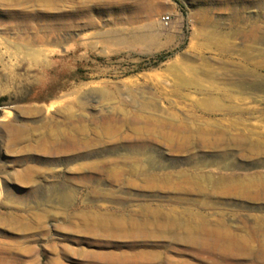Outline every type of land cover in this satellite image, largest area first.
<instances>
[{
    "label": "rangeland",
    "instance_id": "rangeland-1",
    "mask_svg": "<svg viewBox=\"0 0 264 264\" xmlns=\"http://www.w3.org/2000/svg\"><path fill=\"white\" fill-rule=\"evenodd\" d=\"M5 1L0 264H264V0Z\"/></svg>",
    "mask_w": 264,
    "mask_h": 264
},
{
    "label": "bare ground",
    "instance_id": "bare-ground-1",
    "mask_svg": "<svg viewBox=\"0 0 264 264\" xmlns=\"http://www.w3.org/2000/svg\"><path fill=\"white\" fill-rule=\"evenodd\" d=\"M5 1V0H4ZM7 1V0H6ZM6 1L4 2V3H6ZM22 1H24L25 3L27 2V0H22ZM28 1H30V0H28ZM43 1V0H42ZM54 1V0H53ZM11 2V1H10ZM13 2V1H12ZM16 1H14V3H15ZM36 3V2H35ZM34 3V4H35ZM13 4V3H12ZM45 4V3H44ZM39 5V4H38ZM46 5V4H45ZM22 6V5H21ZM28 6H30V5H28ZM30 15V14H29ZM256 27V26H255ZM257 38V37H256ZM255 38V39H256ZM252 76V75H251ZM249 77H250V75H249ZM259 79V78H258ZM255 80V79H254ZM261 81V80H260ZM257 83V82H256ZM255 83V84H256ZM262 83H264V82H262ZM262 83H260V84H262ZM255 84L253 85V87L255 86ZM259 84V83H258ZM259 84V85H260ZM264 85V84H263ZM259 87V86H258ZM264 87V86H263ZM257 88V87H256ZM255 89V88H254ZM258 89V88H257ZM219 130V129H218ZM217 130V131H218ZM220 131V130H219ZM214 134H216V132L214 133ZM220 134V133H219ZM217 136V135H216ZM245 136V135H244ZM224 137V136H223ZM229 137V136H228ZM231 137H233V136H231ZM231 137H229V138H231ZM226 138H227V136H226ZM229 138H228V140H229ZM251 138V137H250ZM231 139H233V138H231ZM230 139V140H231ZM248 139V138H247ZM206 140V139H205ZM248 140H250V139H248ZM252 140V139H251ZM186 142H187V140H185ZM207 141V140H206ZM209 141V140H208ZM227 141V140H226ZM236 141V140H235ZM254 141V140H253ZM257 142H258V140H256ZM239 142L242 144V143H244L245 145H241V146H243V147H246V149L248 150V152H249V154H251V155H255V157L257 156H262V155H264V151H262L261 150V143L259 144V143H250V142H252V141H250V142H248L247 140H245V139H240L239 140ZM261 142V141H260ZM210 143V142H209ZM212 143L214 144L215 142L213 141V142H211L210 143V146L212 145ZM219 143V141H217V143L216 144H218ZM237 144H238V141L236 142ZM187 144V143H186ZM185 144V145H186ZM204 144V143H203ZM206 144V143H205ZM204 144V145H205ZM207 144H208V142H207ZM236 144V145H237ZM215 145V144H214ZM240 145V144H239ZM207 146V145H206ZM209 146V147H210ZM215 146H217V145H215ZM214 147V146H213ZM242 148V147H241ZM244 149V148H243ZM242 150V149H241ZM243 189V188H242ZM223 250V251H222ZM228 250V248H226L225 246H222V247H220L219 249H218V251H221V252H224V251H227ZM229 259H226L225 261H228ZM255 261V260H254ZM256 261H261V260H256ZM264 261V260H263ZM217 262V261H216ZM211 263V262H210ZM228 263V262H227ZM255 263H258V262H253V263H251V264H255ZM120 264H138L137 262H124V263H120ZM212 264H222V263H212Z\"/></svg>",
    "mask_w": 264,
    "mask_h": 264
},
{
    "label": "built area",
    "instance_id": "built-area-1",
    "mask_svg": "<svg viewBox=\"0 0 264 264\" xmlns=\"http://www.w3.org/2000/svg\"><path fill=\"white\" fill-rule=\"evenodd\" d=\"M160 21L163 26L168 27L171 24V16L170 15L162 16Z\"/></svg>",
    "mask_w": 264,
    "mask_h": 264
},
{
    "label": "trees",
    "instance_id": "trees-1",
    "mask_svg": "<svg viewBox=\"0 0 264 264\" xmlns=\"http://www.w3.org/2000/svg\"><path fill=\"white\" fill-rule=\"evenodd\" d=\"M4 100V98H1L0 99V106L2 105V101Z\"/></svg>",
    "mask_w": 264,
    "mask_h": 264
}]
</instances>
